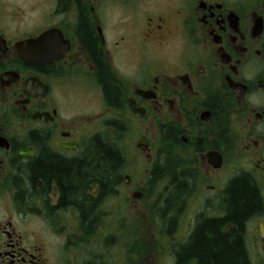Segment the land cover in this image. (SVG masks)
<instances>
[{
	"label": "flooded vegetation",
	"instance_id": "obj_1",
	"mask_svg": "<svg viewBox=\"0 0 264 264\" xmlns=\"http://www.w3.org/2000/svg\"><path fill=\"white\" fill-rule=\"evenodd\" d=\"M212 226L264 264V0H0V264H204Z\"/></svg>",
	"mask_w": 264,
	"mask_h": 264
},
{
	"label": "trees",
	"instance_id": "obj_2",
	"mask_svg": "<svg viewBox=\"0 0 264 264\" xmlns=\"http://www.w3.org/2000/svg\"><path fill=\"white\" fill-rule=\"evenodd\" d=\"M91 154L93 158L88 160L85 166L86 172L79 166L73 171V168L45 158L37 163L38 167L33 169L31 174L44 179L59 174L69 178L70 187L76 185L80 179H89V177L101 176L103 181H108L112 172L120 166L118 155L109 145L98 147L96 151L93 149ZM228 202L229 220L237 225H241L261 206L256 189L243 180L232 185ZM211 229L214 231L212 239L208 240L203 235L199 236L190 252L198 255L199 260L204 264H245L247 262L239 233L225 236L217 231V226H212ZM229 237L233 239L230 240Z\"/></svg>",
	"mask_w": 264,
	"mask_h": 264
},
{
	"label": "rangeland",
	"instance_id": "obj_3",
	"mask_svg": "<svg viewBox=\"0 0 264 264\" xmlns=\"http://www.w3.org/2000/svg\"><path fill=\"white\" fill-rule=\"evenodd\" d=\"M14 1L16 2L17 0H14ZM20 1H21V0H20ZM155 187L158 188V190H160L161 185H156ZM143 216H144V213H143V212H137V211H136V214H135V219H136V220H138V219H143Z\"/></svg>",
	"mask_w": 264,
	"mask_h": 264
}]
</instances>
